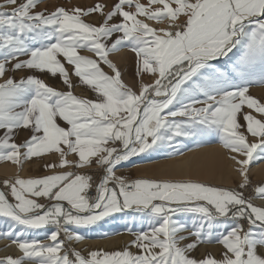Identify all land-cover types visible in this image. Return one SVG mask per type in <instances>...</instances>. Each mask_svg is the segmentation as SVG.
<instances>
[{"label":"snow or ice","instance_id":"6c2138e0","mask_svg":"<svg viewBox=\"0 0 264 264\" xmlns=\"http://www.w3.org/2000/svg\"><path fill=\"white\" fill-rule=\"evenodd\" d=\"M41 3L0 2V160L20 165L46 153L59 157L44 165L51 174L3 180L0 236L11 237L22 255L0 257V264H264V206L252 198L264 199V183L253 185L248 175L250 163L264 159V102L249 91L264 84V0H117L108 11L101 3L51 11ZM94 13L99 24L84 19ZM125 45L135 53L137 77L153 76L141 79L138 91L109 59ZM82 48L96 58L79 54ZM60 56L97 99L73 94ZM36 72L59 74L69 90ZM21 128L31 136L16 143ZM209 135L237 165L242 179L235 188L117 174L133 157ZM70 153L77 159H68ZM93 165L96 176L55 171ZM129 212L149 224L124 249L85 256L65 247L84 238L80 229ZM38 230L48 242L32 235ZM213 237L224 247L221 259L191 255Z\"/></svg>","mask_w":264,"mask_h":264},{"label":"rangeland","instance_id":"374dc122","mask_svg":"<svg viewBox=\"0 0 264 264\" xmlns=\"http://www.w3.org/2000/svg\"><path fill=\"white\" fill-rule=\"evenodd\" d=\"M0 2H2V0H0ZM116 2H117V0H42V3L40 5V7L41 8H46L49 11H51V10H54L56 7H65L66 9H72V8H75V7L87 8V7L94 6L96 3H101V4H104L106 6L105 7V11H108V10L111 9V7ZM140 2L144 3V4H147L148 0H140ZM139 18L145 20L146 23H148L150 26H152L154 28H158L159 29V28L168 27V24H167L166 21L158 22L156 20H148L145 17H139ZM84 19L86 21H88V22H93V23H96V24H99L100 22H102V17L100 16L99 13L90 14L89 16L84 17ZM119 19H120L119 17L116 18V20H119ZM181 19H183V17H181ZM110 42L111 41H109V43ZM78 52L81 55L90 56V57H92L94 59L96 58L95 57V53L91 52L87 48L78 49ZM119 55H123V57L125 56L124 58H126V60H127L123 67L120 64L121 61L118 59ZM22 58H24V57H22ZM59 58L61 59L62 62H64L65 67H66V69L69 72V78L73 82V88L71 89L73 94H75V95H77L79 97H82V98H88V99H92V100L97 99V94L94 92V90H92L89 86L84 85L83 83H81L79 78L74 74L73 66L68 64L66 61H64L63 56H60ZM109 59L112 60L113 63H115L117 65V67L119 68V70L121 72L122 81L125 84H127L129 87H132L134 91H138L139 83H140L141 79L144 82H150L149 79H150L151 75H149V74H143L141 77H137V75H136V66H135L136 65V56H135V53L131 51V47L130 46L125 45V46L121 47L119 51L109 53ZM132 63H133V68L131 69L129 67V65L132 64ZM101 68L106 73H108L110 75L113 74L111 69L107 65H105L103 63H101ZM25 74L26 73H21V72H16V73L9 72L8 73V75H15L17 78H19L20 76L25 75ZM34 74H36L40 78L44 79L45 82L48 83L50 86L57 88V90H60V91H68L69 90L67 88V86L63 84L62 79H61L59 74H56L54 77L51 74L47 73V72H44V73L36 72ZM249 91H250V93L253 96L261 99L262 102H264V84L254 83V84H252L250 86ZM245 110H247V109H245ZM253 114L254 115H258L256 113H253ZM241 122L243 123L242 119H241ZM57 123H59L62 127H67L68 126L60 118H57ZM2 131L3 130H0V134H2ZM30 136H31V132L29 130H25V129L21 128V129L17 130L16 135L14 136V139H15V142L22 143L23 141L28 139ZM19 138H22V139L24 138V139L22 141V139H19ZM216 142H220V140L215 135H209V136L203 137V138H201L198 141L183 140V141H181L179 143V146L176 149L165 148V149H163L161 151L148 152V154H147L148 156L147 157H145V156H143L141 154L138 157L131 158V162L132 163H137V162L143 161V160H145L147 158L148 159H152V160H156V161H158V163L159 162H164V161L169 160L172 157L182 155L184 152H186V150H189L192 147H199L201 145H208V144H212V143H216ZM220 144L226 150V148L223 146V144L221 142H220ZM110 146H111V142H110ZM226 151L228 152V154L230 156V153H229L228 149ZM52 154H54L53 156L56 157L55 156L56 153H46L42 157H39L38 159H37V157L29 159L30 162H28V163H29L30 166L28 165V168L29 167L30 168L29 169L26 168L25 169L26 175L25 176L21 175V176L24 177V178H29V177H39V176L51 174V170L46 169L44 167V165L46 163H49V162H52V161L54 163H56L58 161L57 158H55L56 160L55 159H51L50 160V158H54V157H52ZM45 155H51V157L49 156L50 158L48 159V156L46 157ZM44 159H46V160H44ZM68 159L75 160V159H77V157H76L75 154H71L70 153L68 155ZM4 161H7V160H0V163H2ZM36 161H39L38 164L35 163ZM43 161H44V163H43ZM31 162H33V163H31ZM251 163H250V165H251ZM32 164H34V165H32ZM14 165H15L14 174H21L22 166L21 165H17V164H14ZM155 165H157V164L154 163V164L150 165L151 167L150 166H146V168L145 167L138 168V170L134 169L132 171L131 170L130 171H124L123 173L122 172L118 173V175L123 174V175H125V176H127L128 178H131V179H136V178L160 179V178H156V177H149V176L148 177L147 176L146 177H142V176L137 175V174H140V172L150 171V169L153 170V168H154L153 166H155ZM20 166H21V168H20ZM61 170L81 171V172H85V173L91 174L93 176L98 175L99 171H100L95 165H93L92 167H85L84 169H74V168L66 167L65 169H56L55 171H61ZM218 174L219 175H223V173L221 171ZM255 174L256 173H253V174L249 175V178H250L252 184L253 185H257V184L264 183V177H258V175L256 174L257 175L256 176ZM5 179H7V178L0 177V187L3 186L2 182ZM229 180H230V182H232V184H233L232 186L223 185L221 183H213V182H206V183H209V184H211L213 186H222V187H227V188H235L237 186V184L239 183V181L241 180V178L233 175V176L230 177ZM245 194L249 195V196H252L251 189L246 190ZM40 202L43 203L44 201L41 200ZM257 205L258 206H262V205H259V204H257ZM133 216H135V221L134 222H130ZM185 219H188V218H185ZM148 224H149V220H148L147 217H142V216L136 215V214L131 213V212H129L127 214H122V213L114 214L113 216L105 218L104 220L98 222V224L95 225V226H91V227H88V228H82V229L79 230L80 234L84 237L82 240L88 239V241L98 242L101 245H97L96 247L95 246H91V247L87 248L85 244H79V242H81L82 240L81 241L73 240V241L66 242L65 247L66 248L71 247V248H74L76 250H79L85 256H87V254L90 251L98 250V249H103L104 251L122 250L126 246H128L130 244V242L133 240V238H134L133 233L138 232L140 230H146L148 228ZM0 225L2 226V228L0 226V230H4L5 227H6L5 224L2 221H0ZM129 229H131V231H129ZM222 230H223V228L217 229V232L222 231ZM32 235H36L42 241L48 242L46 240V238H45L43 230H38V231L32 233ZM110 237L113 238L111 240L112 243H110V244H102L103 242H105V240H107ZM0 238L1 239H3V238L6 239L4 244L2 246H0V250L3 249L4 247H7V244L8 245L9 244L16 245L15 243L12 242V238L11 237L0 236ZM61 238L63 239V236H61ZM117 239H118V241H117ZM4 245H6V246H4ZM130 250L133 253H137L139 251L135 247H132ZM223 252H224L223 245L220 242H218V240H216L215 237H213V239L211 241H205V242L200 243L198 245V247L191 253V255L195 256L196 258H203L206 255L210 254L216 259H221ZM7 255H9V254H6L5 256H7ZM20 255H22V253H20ZM0 257H4V255L0 254ZM15 257H18V256H15ZM25 261H27L26 264H35L34 261H29V260H25ZM25 261H24L23 264H25Z\"/></svg>","mask_w":264,"mask_h":264},{"label":"bare ground","instance_id":"6f19581e","mask_svg":"<svg viewBox=\"0 0 264 264\" xmlns=\"http://www.w3.org/2000/svg\"><path fill=\"white\" fill-rule=\"evenodd\" d=\"M124 57L123 55H119L118 57V59L121 61L120 64L122 65V67L125 65V62L127 61L126 58ZM129 67L132 69L133 63L130 64ZM152 79H153V76L150 77L149 81L151 82ZM19 139H22V138H19ZM226 150L222 147L220 142H216V143H212L208 145H201L199 147H192L191 149L186 150V152H184L182 155L172 157L169 160L164 161V162L158 163V161L148 159V158L143 161L137 162V163H132L130 160V162H124L120 167L117 168V174L121 172L123 173L124 171H130V170L132 171L134 169L138 170V168H142V167L146 168V166H150L155 163L157 165L153 166L154 167L153 170L150 169V171L140 172V174H137V175L142 176V177H146V176L156 177L160 179H194V180H199V181H204V182L221 183L223 185L232 186L233 184L229 180L230 177L234 175V176L241 178V176L239 172L237 171V165H235L234 161H232L229 158L230 156ZM147 154L148 153H144L142 155L147 157L148 156ZM53 155L54 154H52V157H54ZM45 156L46 157L48 156V159L51 157V155H45ZM55 156L56 157L54 158H50V160L55 159V158L58 159L59 154L56 153ZM39 161H36L35 163L38 164ZM28 162H30L29 159H25L23 160V163L20 164L22 166V168L20 166V168L22 169L21 174H14L15 172L14 163L10 161H4L0 163V177L12 178L17 175L25 176L26 175L25 169L30 168V167L28 168V165H29ZM56 163H58V161ZM220 171L223 173V175L218 174ZM253 173H256L258 177H264V159H257L251 163V165L249 166L248 175H251ZM252 198L256 204L264 206V199H261L256 196H252ZM110 238L105 240V242H103L102 244L112 243L111 240L113 238L112 237ZM5 241H6L5 238L3 239L0 238V246H2ZM79 244H85L87 248L91 246L96 247L97 245H101L98 242L88 241V239L82 240L81 242H79ZM20 253H21L20 249L14 244H9V245L7 244V247H4L3 249L0 250V254L4 256L6 254H9L15 257V256H19ZM26 263L27 261H25V264Z\"/></svg>","mask_w":264,"mask_h":264},{"label":"crops","instance_id":"0c3cea01","mask_svg":"<svg viewBox=\"0 0 264 264\" xmlns=\"http://www.w3.org/2000/svg\"><path fill=\"white\" fill-rule=\"evenodd\" d=\"M129 179H131V178H129Z\"/></svg>","mask_w":264,"mask_h":264}]
</instances>
